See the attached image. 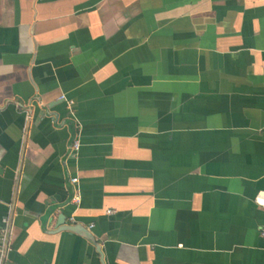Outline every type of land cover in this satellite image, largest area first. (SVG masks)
<instances>
[{"label":"crops","instance_id":"1","mask_svg":"<svg viewBox=\"0 0 264 264\" xmlns=\"http://www.w3.org/2000/svg\"><path fill=\"white\" fill-rule=\"evenodd\" d=\"M263 227L264 0H0V264H264Z\"/></svg>","mask_w":264,"mask_h":264},{"label":"built area","instance_id":"2","mask_svg":"<svg viewBox=\"0 0 264 264\" xmlns=\"http://www.w3.org/2000/svg\"><path fill=\"white\" fill-rule=\"evenodd\" d=\"M73 148H74L75 151H78L80 149V141H79V139L75 140ZM71 181H72V183L77 184L78 183V177L77 176L72 177ZM80 201L81 200H80L79 189L76 188L75 195H74V198H73V203L79 205ZM3 222H4L5 228L7 230L8 226L10 224V218L9 217H5L3 219ZM76 223H77L76 216H75V214H72L68 218V224L69 225H74ZM93 226H94L93 223L89 225L90 228L93 227ZM261 232L264 235V227L262 228ZM8 250H9V245H8V242L6 241V237H5L3 239L2 244L0 245V263L2 262L3 258L5 257L6 252Z\"/></svg>","mask_w":264,"mask_h":264},{"label":"water","instance_id":"3","mask_svg":"<svg viewBox=\"0 0 264 264\" xmlns=\"http://www.w3.org/2000/svg\"><path fill=\"white\" fill-rule=\"evenodd\" d=\"M62 230H68V231H75L78 233H87L88 235H90V231L87 230L84 226L76 224V225H63Z\"/></svg>","mask_w":264,"mask_h":264}]
</instances>
